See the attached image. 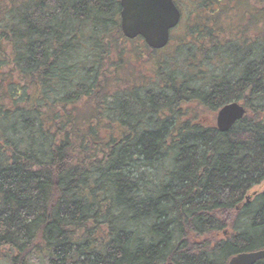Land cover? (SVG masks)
<instances>
[{
    "label": "trees",
    "instance_id": "obj_1",
    "mask_svg": "<svg viewBox=\"0 0 264 264\" xmlns=\"http://www.w3.org/2000/svg\"><path fill=\"white\" fill-rule=\"evenodd\" d=\"M178 6L154 50L121 0H0V264L264 249V0ZM232 102L247 113L220 132Z\"/></svg>",
    "mask_w": 264,
    "mask_h": 264
},
{
    "label": "water",
    "instance_id": "obj_2",
    "mask_svg": "<svg viewBox=\"0 0 264 264\" xmlns=\"http://www.w3.org/2000/svg\"><path fill=\"white\" fill-rule=\"evenodd\" d=\"M176 0H122L121 23L122 32L130 39L141 36L146 44L155 50L167 47L171 30L179 26L181 12L175 4ZM163 23L147 27L146 23L160 16ZM244 106L232 102L222 109L217 116V128L220 132H228L246 115ZM264 260V249L250 253H240L231 258L228 264H257Z\"/></svg>",
    "mask_w": 264,
    "mask_h": 264
},
{
    "label": "snow or ice",
    "instance_id": "obj_3",
    "mask_svg": "<svg viewBox=\"0 0 264 264\" xmlns=\"http://www.w3.org/2000/svg\"><path fill=\"white\" fill-rule=\"evenodd\" d=\"M159 23H163V16L162 15L160 17L156 18V19H153L151 21H148L146 23V26L147 27H151V26L156 25V24H159Z\"/></svg>",
    "mask_w": 264,
    "mask_h": 264
},
{
    "label": "rangeland",
    "instance_id": "obj_4",
    "mask_svg": "<svg viewBox=\"0 0 264 264\" xmlns=\"http://www.w3.org/2000/svg\"><path fill=\"white\" fill-rule=\"evenodd\" d=\"M216 121V120H215ZM259 190H262V191H264V183L261 185V186H258V188H256V189H254V192L255 191H259ZM230 229H229V232H228V230H226V232L225 233H227V235H229L230 234ZM224 236V234H222V235H218V238H224L223 237ZM226 236V235H225Z\"/></svg>",
    "mask_w": 264,
    "mask_h": 264
}]
</instances>
